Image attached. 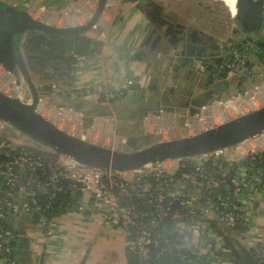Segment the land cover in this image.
I'll list each match as a JSON object with an SVG mask.
<instances>
[{
  "label": "built area",
  "instance_id": "obj_1",
  "mask_svg": "<svg viewBox=\"0 0 264 264\" xmlns=\"http://www.w3.org/2000/svg\"><path fill=\"white\" fill-rule=\"evenodd\" d=\"M15 1L19 8L33 10V16L50 11L30 0ZM250 38L251 41L246 39L239 45H223L219 64H214V58H202L197 62V73H207L212 67V83L251 87L253 95L261 94L262 87L252 83L251 71L244 67L251 45L264 40V12L260 33ZM71 57L68 86L49 81L45 84L49 91L44 92V86L37 84L40 97L82 103L92 99L112 107L131 93L133 82L126 78L117 89L104 81L92 88L77 85L75 81L84 70L85 61H95L100 54L91 52L90 56L81 57L71 52ZM4 72L3 69L0 77ZM15 97H22V93ZM48 99L43 104L45 108ZM218 106L215 103L210 107ZM58 107L70 111L69 114L76 112L81 119L86 117V111L65 104ZM46 109L59 112L56 108ZM173 111L166 118H176L177 111ZM89 118L91 129L95 128L92 135L77 136L118 149L117 141L111 143L103 135L108 130L109 117L96 113L89 114ZM148 118L152 115L148 114ZM81 121L79 128L84 130ZM54 124L58 127L60 123ZM207 124L216 125L212 120ZM145 127L147 131V121ZM6 129L11 131L0 122V264H20L19 251L14 252L13 244H29L31 236L47 247L69 216L81 219L78 229L73 231L75 237H85L92 223L120 232L126 264H264V236L250 233L252 227L247 225L245 209L254 196L264 195V134L199 158L165 160L119 172L34 154L26 147L46 149L28 139L9 136ZM197 129L195 124L182 133L189 135ZM95 131L106 139L94 140ZM169 131L167 139L178 133L177 128ZM159 139H164L163 133Z\"/></svg>",
  "mask_w": 264,
  "mask_h": 264
},
{
  "label": "water",
  "instance_id": "obj_2",
  "mask_svg": "<svg viewBox=\"0 0 264 264\" xmlns=\"http://www.w3.org/2000/svg\"><path fill=\"white\" fill-rule=\"evenodd\" d=\"M106 3L107 0L96 1V9L91 13L85 25L56 27L34 19L24 9L11 7L0 2V67L14 78V83L22 92V97H12L0 91V122L11 129L9 132L6 129L7 135H16L38 144L46 151L31 146L26 148L34 154L46 156L53 160L62 157L92 169L126 172L138 169L148 163L199 158L215 150L230 148L264 134V104L219 125L208 126L207 129L198 131L191 136L185 135L181 138L158 141L142 148H139L137 144L145 137H132L126 143V150L112 149L92 143L67 133L65 130L56 127L50 120L45 119L37 110L38 106L42 104L43 97H40L39 90L32 81L22 51V43L31 33L55 37L82 35L100 21ZM233 3L234 17L239 22L241 33L250 37L257 36L263 22L264 1L233 0ZM149 4L148 6L151 7V0ZM148 17L154 25L156 22L157 26L164 24L160 18L151 17L150 14ZM196 37V31H191L189 34L190 42L186 49L170 57L175 58V61L183 67H192V62L200 58H212L206 54L204 46L196 47L199 44ZM159 40L160 37L156 36L151 47L154 48ZM170 41H174L173 37L170 38ZM255 47L262 53L255 55L261 61L264 40L256 41ZM196 48L197 51H195ZM213 48L219 51L216 44ZM214 55V64L221 63L219 52ZM251 67V63H249L244 68L250 70ZM210 70L212 67H209L208 71ZM235 87L226 83L211 84V88L207 90L206 94L191 98L189 102L184 103L183 107L198 108L207 103L209 99L211 102L216 96L234 91ZM245 88L242 87L241 90L244 91ZM234 94L236 95V92ZM213 97L214 99H212ZM63 103L74 110H79L83 105L86 106L82 102L68 99L64 100ZM195 108H190L192 114L195 113ZM174 109L176 110V108ZM170 110L172 111V109Z\"/></svg>",
  "mask_w": 264,
  "mask_h": 264
},
{
  "label": "crops",
  "instance_id": "obj_3",
  "mask_svg": "<svg viewBox=\"0 0 264 264\" xmlns=\"http://www.w3.org/2000/svg\"><path fill=\"white\" fill-rule=\"evenodd\" d=\"M30 1L36 5H44L47 9H50L51 12L47 11L50 12L49 14L73 11L75 5V0ZM3 2L8 3L9 6L12 4L13 6H11L15 8L19 7L15 0H3ZM149 2L150 0H127L125 3L119 5L113 12L110 20L109 31L111 33L106 32L104 37L97 39L98 43H102V46L99 47L98 45L101 50L99 51L98 49L97 51L100 54V58L95 61L93 59L88 60V62L85 61L84 70L75 81L77 85L81 83L84 87L88 88H92L94 85L104 81L111 88L117 89L123 84V79L131 80L133 82L129 88L131 93L127 94L126 99L129 102L132 100V103L125 107H131L132 112L136 111L135 108L139 110L142 109L141 107L149 106L150 103L155 107H176L175 104L180 103L181 100H185L186 102H183L187 103L191 98L206 94L207 90L211 88V84L216 85L218 83V81L216 83L208 82V73H206L207 76L205 75L206 78H201L198 73H195L193 76L194 65L192 67H183L175 61V58L170 57L186 49V46L190 42L189 34L191 31L196 30L194 28L176 27L175 23L161 27L152 24L148 17V11L150 10V6H148L150 5ZM106 13L109 14L111 12L106 11ZM261 28L262 26L259 28L258 34ZM165 29H167V33L164 32ZM166 35H168L167 38L165 37ZM156 36H159L160 40L152 48L151 45ZM171 37L174 39L173 42L170 41ZM166 40H168V47L165 50L163 49L164 47H161L162 45H166L164 43ZM237 40L240 39L235 37L234 41ZM196 41L205 47L206 54L212 56V58L218 52L221 55L222 46L228 42H221L219 51H217V49L213 48L214 44H211L209 39L200 40L198 33ZM163 53L168 54L164 56L162 55ZM254 59L256 60V57ZM161 61H165L166 66L162 65ZM172 70H176L175 75L172 74ZM172 75L179 80H188L186 83L187 87L184 88L183 86L182 89L174 90V88H167L165 86L171 95L167 99L168 102L162 103V101L160 103L161 96L159 93H162L159 90L160 81L164 79V83H167L168 80L173 79ZM58 82L64 83L65 81ZM70 82L71 80H69L68 84ZM63 86L68 85L66 83ZM167 91L164 92L166 93ZM134 99H138L140 103H134ZM151 100H156L157 106L155 102H150ZM84 104L86 106L83 105L82 107H88L85 110L86 114L99 113V111H103L104 107H106L103 102L92 99L85 101ZM112 107L115 106L113 105ZM81 109L79 108V110ZM128 116L129 119L135 118V115ZM132 130L133 126L130 125L127 128V132L131 133ZM98 134L99 132L95 131L94 140L100 139ZM104 146L106 147L107 145ZM126 149L125 145L123 150ZM117 150H122L120 145H118ZM252 199V202L249 201L245 205L247 225L252 227L250 233L253 236H255L254 233L257 234L256 232H258L263 238L264 195H256ZM80 222L81 219L79 217L69 216L68 219H65L60 228L61 232L53 237L47 247L37 243L38 239L31 236L28 241L29 244L24 242L23 245L17 247L21 258L20 264H126L120 232L102 228L100 224L92 223L87 227L88 234L85 237L82 234L79 237H75L76 233L73 231L78 229L77 224ZM33 233L36 232L34 231ZM21 247L23 249H20ZM244 256L248 257L246 252H244Z\"/></svg>",
  "mask_w": 264,
  "mask_h": 264
},
{
  "label": "rangeland",
  "instance_id": "obj_4",
  "mask_svg": "<svg viewBox=\"0 0 264 264\" xmlns=\"http://www.w3.org/2000/svg\"><path fill=\"white\" fill-rule=\"evenodd\" d=\"M125 1L126 0H116L115 5L111 6L112 13L107 14L104 11L101 15L100 21L94 26H92L88 32L81 35L82 38L88 39L89 41H91L92 44L95 45L89 49L90 52L91 51L97 52L98 49L99 51L101 50L99 47L102 46V43H98L97 39L99 37H104V34L106 32L111 33V31H109V27H110L109 24L111 23L110 20H111L112 14L119 7V5L125 3ZM151 2H152V5L150 7V10L148 11L149 12L148 14H150L151 17L160 18L161 20H163L164 24L162 26L164 25L168 26L171 23L172 24L175 23L176 27L178 26L183 27V28L187 27L189 29L194 28V30H196V32L199 34L200 40L207 38L209 39L211 44H216L218 47L221 45V42L223 41L225 42L228 41V43L233 42L239 45L243 43L244 41H246V39L250 41L252 40L250 36L244 37V35L241 33L240 28H239V22L234 17L233 8H231V2L229 0H151ZM95 9H96V4H94L93 0H78L77 5H75V7L73 8V11L72 10L65 11V12L62 11L61 13H58V18H59L58 21H57V18L54 17V22L56 23L55 26L56 27H62V26L71 27L72 25H85L88 21V19L86 20L85 17L90 16V13H93ZM47 10H50V9H47ZM64 14L67 15L66 20H64L65 17L64 19L61 17ZM45 15H48V13H46ZM50 16L53 17V15L51 14ZM33 18L43 20L44 22H48L47 21L48 17H43V14L39 16L35 15L33 16ZM65 23L66 25H64ZM51 24H54V23H51ZM107 25L108 27H106ZM156 25H157V22H156ZM164 32L167 33L168 32L167 29H165ZM236 34H238L239 36H235V37L239 38L240 40L234 41L235 37L233 35H236ZM167 36L168 35H166L165 37L167 38ZM27 38L28 36L22 43V51L24 53V56L28 48ZM167 41L168 40L164 41L166 45H162L161 48L164 47L163 49L166 50V47H168ZM199 45H201V43L197 44L196 47L199 48ZM197 48L195 51H197ZM250 49H251L250 50L251 57L249 55L247 64L249 63L252 64V68L250 70L251 71L250 73L252 74L251 81L252 83H255L256 85L263 87L264 86V54L262 55V57H260L261 61H259L257 57L255 60L254 58H252V57H255L253 55H256V53L257 54H262V53L261 51H259L257 47L253 46V44L251 45ZM162 55H165V54L163 53ZM201 59L202 58L198 60H194L192 62L193 63L192 65H194V73H192L193 76L195 75V73L197 74V70H196L197 64H198L197 62ZM161 64L166 66L165 61H161ZM28 68H29V65H28ZM2 72H3V69H0V73ZM30 74H31L32 81L36 85L39 82V79H41L42 81L46 79L44 76H38L37 77L38 79H36L35 76L31 73V71H30ZM172 74L175 75L176 70L174 71L172 70ZM198 75L201 78H206L207 76L205 72L199 73ZM69 80H70V77L68 76L66 77V79L61 78L60 80H58V81H65L64 83H61V82L59 83L58 81L56 82H58V84L63 86V84H66V83L68 85ZM187 81L188 80H185V79L179 80L175 78L174 76H173V79L168 80L167 83L165 82L166 85L164 83V79L160 81L159 90L162 91V93L161 92L159 93V95L161 96L160 103L162 101H163L162 103L168 102L167 99L169 95L171 94L168 93L167 88H174V90L182 89L183 86L184 88H186ZM165 86L167 88H165ZM241 89L242 87H235L234 91H230L229 93H223L222 96H220L219 94H216L219 96H216L215 99L213 97L212 98L214 99L213 101L210 102L211 99H209L207 103H205L204 105H201L198 108H195V107L185 108L183 107V105H184V102L186 101L181 100L180 103L175 104V106H177V107H174L176 108L175 111H177V113H175L177 117L173 119L166 118L167 116L166 114H168L169 109H172V111L174 110L173 107H155V106H152V103H150L149 106L147 105V107H141L142 109H139V110L135 108L136 111L132 112L133 110H131V107L130 108L123 107V106H128L129 104L132 103V100L131 102L127 101L126 99L127 97L125 99L124 98L121 99L118 103H114L113 105H116L115 107H104V110L99 111V114L109 117L107 118L108 120L107 129L110 130L111 135H114L116 137V141L118 142L122 150L125 148L127 141L132 137H140V138L145 137L143 138V140H141L137 144L139 148H142L149 144L154 143L156 139L159 140L161 133H163V138H165L163 141L170 140V139H167L168 138L167 129L172 130L173 132L175 128L178 129V127H176L177 125H181V127L183 126L185 127V125L189 126V120L192 118L196 119L198 131L207 129L208 127L207 123L211 121V112L212 110H214V107H210L212 104H215V103L219 104V106L216 108L222 114L225 121L233 119L236 116L242 113L248 112L252 109L259 108L260 106L256 104L257 105L256 107H250V108L245 107L246 109L242 113L239 112L238 108H236L238 111L235 110L234 106H237L235 102L237 97L242 96L244 98L245 96H247V95H244V93L247 91L249 93L252 90L251 87L248 89H244V91H242ZM164 91H167V92L165 93ZM44 92L46 91L44 90ZM235 92H236V95L234 94ZM155 98H158V97H155ZM46 99H48V97L47 98L43 97L42 104H45ZM150 102L156 103V100L155 101L151 100ZM134 103L138 104L140 103V101L136 99ZM63 104L64 103L60 102L59 100L55 101L53 99L52 100L48 99L47 104L45 106H47L46 108H56L58 110L59 109L58 106L63 105ZM156 106H157V103H156ZM61 108H64V107H61ZM80 108H82L81 109L82 111H85L88 107H80ZM190 108L192 109L195 108V113L192 114L190 111ZM62 110L63 109H60L58 111H62ZM83 114H86V112H84ZM148 114L152 115L151 119L153 120V123H149L148 131H146L145 125H146ZM128 115H135V118L129 119L128 117L130 116ZM166 122H169L170 124L169 127H166ZM220 123L222 122L217 121L216 125H219ZM130 125L133 126V130L131 133L127 132V128ZM64 126H62L63 129H66L67 127L65 128ZM81 126L84 128V130L86 129L89 130L92 128V122L89 118V114H86L85 119H82ZM154 129H156L155 132H154ZM79 130L80 128L79 129L77 128V130H72L73 135H78L79 132L77 131ZM178 130L180 131V129ZM179 131L176 135H173L172 137L175 139L181 138L183 136L182 135L183 133ZM196 132L190 131L189 135L191 136ZM179 133L182 136H180Z\"/></svg>",
  "mask_w": 264,
  "mask_h": 264
},
{
  "label": "trees",
  "instance_id": "obj_5",
  "mask_svg": "<svg viewBox=\"0 0 264 264\" xmlns=\"http://www.w3.org/2000/svg\"><path fill=\"white\" fill-rule=\"evenodd\" d=\"M27 36L28 48L25 58L29 65V70L36 79H38V76L46 78L44 81L39 79L37 83L42 84L45 91H49V87L45 86L47 82L58 81L61 78L66 79L69 76L70 65L73 61L71 52H75L81 57H88L92 52L89 49L95 46L88 39L82 38L81 35L55 37L33 33ZM262 52L264 54V51ZM213 72V70L207 72L208 82H212L210 74ZM223 74V71H220L219 75L223 76ZM13 248L14 252H16L17 246L15 243L13 244Z\"/></svg>",
  "mask_w": 264,
  "mask_h": 264
},
{
  "label": "bare ground",
  "instance_id": "obj_6",
  "mask_svg": "<svg viewBox=\"0 0 264 264\" xmlns=\"http://www.w3.org/2000/svg\"><path fill=\"white\" fill-rule=\"evenodd\" d=\"M96 1L97 0H93V2H94V4H96ZM230 2H231V8H233V6H234V3H233V0H229ZM0 2H3V0H0ZM115 2H116V0H107V3H106V8H105V12L106 11H108V12H111L112 13V8H111V6H114L115 5ZM4 4H6V2H3ZM10 4V3H9ZM110 4V5H109ZM6 5H8V3L6 4ZM12 4H10V6H11ZM108 5H109V7H108ZM9 6V5H8ZM13 6V5H12ZM11 6V7H12ZM34 11L32 10L31 12H29L31 15H32V13H33ZM46 13H48V15H45ZM50 12H47V11H43V12H41V13H38V14H35V15H41V14H43V17H48V19H47V21L48 22H46V23H48V24H50V25H56V23L54 22V17H56L57 19H59L58 18V15L57 14H51V15H53V17L52 16H50V14H49ZM110 13V14H111ZM34 15V16H35ZM90 15H91V13H90ZM33 16V15H32ZM63 19H64V17H65V19L64 20H66V17H67V15H63V16H61ZM89 17L90 16H87V17H85V19L87 20V19H89ZM36 20H40V19H36ZM40 21H43V20H40ZM46 21V20H45ZM44 22V21H43ZM73 22H74V20H73ZM51 23H54V24H51ZM64 25H66V23L64 24ZM62 27H67V26H62ZM4 80H5V82H4ZM0 91H2V93H4L5 95H10V96H12V97H15V96H17V95H20L22 92L20 91V88H18L16 85H15V83H14V78L13 77H11V75L8 73V72H4V75L1 77V79H0ZM23 91V90H22ZM261 91H262V93L260 94H258V95H253L252 94V92H250L247 96H245L244 98L242 97V98H239V97H237V99L235 100V102H236V104H237V106H234L235 107V110H237L236 108H238V110H239V112L240 113H242V112H244L245 111V107H247V108H250V107H256L257 105L258 106H262L263 104H264V86L262 87V89H261ZM257 104V105H256ZM37 110H38V112L40 113V114H42V116L45 118V119H48V120H50L51 122H53V123H56V122H58V123H60L59 125H57L59 128H61L62 126H64L65 128H66V130H68V131H70V133L71 134H73L72 133V130H77V128L79 129V122L82 120L81 118H80V116L76 113V112H72L71 114H69V112L70 111H68V110H62V111H59V112H57V111H55V110H47L45 107H44V105L43 104H40L39 106H38V108H37ZM237 110V111H238ZM211 120L216 124L217 123V121H221V122H223L224 121V118H223V116H222V114L218 111V109L216 108V107H214V110H212V112H211ZM65 123V124H64ZM148 123H153V120L151 121L149 118H148V120H147V126H148ZM195 124H196V119L195 118H192V119H190L189 120V126H186V128L183 126V128L181 127V125H177L176 127H178V129H180V131L179 132H184V131H186L187 130V128H189V127H193V126H195ZM98 125H100L99 124V122H98ZM156 125V124H155ZM101 126V125H100ZM170 126V124L169 123H167V125H166V127H169ZM156 128V127H155ZM95 130V128H93V129H91V130H89V131H86V130H83V129H81L80 128V130L79 131H77V132H79L78 133V135L80 136V137H84V136H91L92 135V132ZM155 130L156 129H154V132H155ZM168 131V133H170V131H169V129H167ZM147 131H148V127H147ZM111 132H110V130L108 129L107 131H106V133H104L103 135H106L108 138H109V140H110V142L111 143H115L116 142V137L114 136V135H111L110 134ZM189 134V133H188ZM101 133L100 134H98V137L100 138V140H102V139H106V137H104ZM161 135V134H160ZM77 136V135H76ZM182 136V135H181ZM183 136H184V134H183ZM104 137V138H103ZM165 139V138H164ZM164 139H159V140H157L156 139V141L155 142H158V141H163Z\"/></svg>",
  "mask_w": 264,
  "mask_h": 264
}]
</instances>
